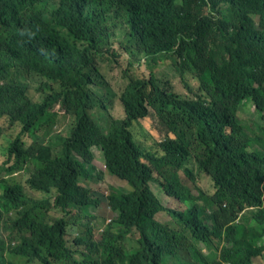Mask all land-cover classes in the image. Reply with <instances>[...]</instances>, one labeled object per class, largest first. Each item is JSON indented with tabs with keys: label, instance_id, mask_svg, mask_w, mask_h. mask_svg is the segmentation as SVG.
I'll return each instance as SVG.
<instances>
[{
	"label": "trees",
	"instance_id": "16d2710c",
	"mask_svg": "<svg viewBox=\"0 0 264 264\" xmlns=\"http://www.w3.org/2000/svg\"><path fill=\"white\" fill-rule=\"evenodd\" d=\"M206 5L210 13L204 15ZM117 22L127 24L125 37L147 55L173 53L180 75L196 78L201 95L191 99L154 78L131 79L120 97L125 119L103 115L97 124L90 111L106 106L94 87L106 84L94 58L110 50ZM24 76L44 78L58 89L33 103L20 82ZM246 102L264 124V0H0V118L20 122L24 133L44 129L29 148L17 139L9 149L17 165L36 163L29 187L53 197V207L62 211L96 204L77 183L92 178L90 148L97 146L107 171L132 189L112 190L106 200L117 218L99 242L90 239L89 229L76 241L94 256L81 254V260L65 246L66 223H47L49 201L27 197L19 185L6 189L0 216L14 212L9 221L19 244L6 247L0 239V264L264 261V137L249 139L237 118ZM57 103L75 124L59 156L52 157L43 139ZM148 107L158 119L169 108L179 112L166 121L177 139L158 143L162 155L144 151L128 131L131 122L148 115ZM252 141L262 150L252 148ZM190 157L210 177L211 195L180 186L176 172ZM153 171L183 210L159 204L148 186ZM160 211L172 224L152 220ZM132 229L139 233L138 248L126 250L122 241Z\"/></svg>",
	"mask_w": 264,
	"mask_h": 264
},
{
	"label": "rangeland",
	"instance_id": "374dc122",
	"mask_svg": "<svg viewBox=\"0 0 264 264\" xmlns=\"http://www.w3.org/2000/svg\"><path fill=\"white\" fill-rule=\"evenodd\" d=\"M127 46L126 41L123 40L122 35L116 38L113 44L114 56L110 54H104L97 58L96 62L100 69L101 74L104 76L108 87L112 93V96H106L110 104L107 112L115 119H123L124 113L121 103L119 101V95L126 85L129 77H135L139 79H148L150 74H153L156 78L161 81H168L171 85V89L178 95L193 97L197 93L198 82L190 77L185 78L183 82L179 74L174 70L172 66L171 55H166L161 59H156L152 62L150 59H144L142 54L137 57H132L128 51L124 48ZM132 49H134L132 47ZM43 81L38 79L28 81V93L30 98L38 102L43 97L46 90L37 91L36 89L40 86ZM185 83L187 87L185 86ZM57 117L55 119L54 130L58 135L65 137L67 132L73 123V118L70 115L63 114L58 107H55ZM94 115L97 117V112L94 111ZM179 115L177 110L169 108L167 112L158 119L157 116L142 119L138 124L131 126V132L133 136L140 141V143L147 149L156 150L157 144L163 141L167 136L171 139L176 140L177 138L173 134H168L170 129L166 125V121L172 120L175 116ZM237 118L245 125V133L251 140H255L258 137H264V131L260 130V126L264 129V124L259 120L257 113L255 112L251 103H244L238 113ZM20 125L13 124L9 125L6 119L0 120V179L4 176L3 161L6 158V147L9 142L12 141L20 133ZM22 141L28 146L32 139L30 135H23ZM52 143H56V140H52ZM252 148L262 150L263 146L255 141L251 142ZM94 160L93 164L97 171L102 173V179L100 181H81V186L89 189L90 191L99 195H107L112 188H123L127 189L125 182L118 180L115 177L108 175L105 171L101 153L98 149H92ZM189 170L190 173L187 172ZM32 171V166L24 168L16 176L14 180L24 184L25 179ZM177 179L180 186L186 188L190 193L196 195L200 192L211 195L214 191L213 184L208 175L199 169L197 162L193 157L188 158L182 164L177 172ZM161 185L165 183V179L160 180ZM26 192L35 197L41 198L42 194L29 190L26 186ZM151 189L154 194L158 197L161 204L164 207L174 210H183L184 206L175 202L171 197L165 196L156 184H151ZM1 193V188H0ZM90 217L85 216L78 210H73L69 215H64V218L68 221V229L66 233V243L69 247L72 246L73 239L77 237L81 231L84 230L82 224H89L92 228L93 238L99 239V235L102 230L109 224L110 220L114 218V214L111 213L105 201L100 200L95 210L88 211ZM51 220L58 219L63 216L59 210L52 209L49 212ZM154 219L161 224H172V219L167 213H159ZM74 223V226L71 224ZM4 237L7 236V231H1ZM138 239V234L133 231L127 236L124 243L126 250L134 247L136 250L138 245L135 241ZM204 248L203 246H200ZM254 264H264L263 260L254 259Z\"/></svg>",
	"mask_w": 264,
	"mask_h": 264
},
{
	"label": "clouds",
	"instance_id": "9594fccd",
	"mask_svg": "<svg viewBox=\"0 0 264 264\" xmlns=\"http://www.w3.org/2000/svg\"><path fill=\"white\" fill-rule=\"evenodd\" d=\"M205 1L207 2V0H205ZM202 13H203L204 15H207V14L210 13V8H209L208 5H206V6H204V7L202 8ZM212 14L215 15V16L217 15V14L214 13V12H213ZM224 17H225V19H228V14H225ZM251 18H252V21H253V23H254V26H257V24H258V20H259V17H258L257 15H253ZM116 27H117V28H116V36L114 37V39H113V41H112V44H111L110 50H109L108 52L104 51V52H102V53L96 55L95 58H94V63H95V65H96V67H97V69H98L100 75L102 76L104 83L106 84V88H105V89H104V88L94 87V89H98L99 93L101 94V96H102V98H103V100H104V104H105V106H106V109H105V110H99V109H97V108H94V109H92V110L90 111V114H91L92 119H93L97 124H102V123H103V119H102V116H103V115L106 116V117H111L112 119H114V120H118V121H123V120L125 119V112H124L123 104H122V102H121V100H120V97H121V94L123 93L125 87L127 86V84L129 83V81H130L131 79H138V80H145V81H148L150 78H154V79H156L158 82H160V83H162V84H167V85L169 86V88L171 89V85H170V83H169L168 81H161V80H159L158 78H156L153 74H150L148 79H139V78H135V77H129V79H128L126 85L124 86L122 92H121L120 95H119V101H120L121 106H122V108H123L124 118H123V119H115L113 116H111V115L107 112V110H108V106H109V104H110V101H109V99H108L106 96H112V93H111V91H110V89H109V87H108V84H107V82H106L104 76H103V75L101 74V72H100V69H99V67H98V64H97L96 60H97L98 57H100V56H102V55H104V54H110V55H112V56L115 55V54L113 53V49H112V48H113V44H114L116 38L119 37L120 35H122L123 40H125V41H126V44H127V46H126L124 49H125L126 51H128V53H129L132 57H137L139 54H142V56H143L144 59H150L152 62H155V60L158 59V58L161 59V58H163V57L166 56V55H171V58H172V66H173L174 70L179 74L181 80H182L183 82H185V78H186V77H190V78H192V79H194V80H196V81L198 82L197 93H195V95H194L193 97H191V99H196L198 95H201L202 92L200 91V83H199V81H198L196 78H194L193 76H191V75L188 74V73L185 74L184 76H181V75H180L179 71L177 70L176 59L174 58V54H173V53L169 52V53H160V54H156V55H147L146 52H145L144 50L137 48L133 43H131V42L128 41V38L125 37L126 33L128 32V26H127V24L122 23V22H117V23H116ZM132 47H133L134 49H132ZM34 79H38V80H40V81H43V82L40 84V86L36 89L37 91H43V90H46V91H47V93H45V94L43 95V97L40 99V101H38V102L33 101V100L30 98L29 93H28V88H29L28 81H29V80H34ZM20 82H22V83H24V84L26 85V87H27V96L29 97V99H30L33 103H41L42 100H43L46 96H48V95H50V94L52 93V92H51V89H52V90H57V89H58V86H57V85L48 82V81H47L46 79H44V78H39V77H36V76H34V77L24 76V77L20 80ZM185 86L187 87L186 83H185ZM55 107H58V108L60 109V111H61L63 114L70 115V116L73 118V123L71 124V126H70V128H69V130H68V132H67V135H66L65 137H62V136L58 135L57 133H55L54 126H55V119H56V117H57V112L55 111ZM239 108H240V106H239ZM94 111L97 112V117L94 115ZM50 114L53 115V116L51 117V119H50V129H51V132H50V134H49L47 137H45V138L43 139V141H44V145H48V146L50 147V149H51V155H52V157H54V156H59V153H60V151H61V149H62V146H63V140H64V139H67V138L69 137V135H70V131H71L72 127H73L74 124H75V117H74L72 114H68V113H66V112L62 109V107H61V105H60L59 103H57V104H55V105L53 106V108L50 110ZM150 115H153V117H155V114H154V112L152 111V109H150V108L148 107V115H147L146 117H144V118H140V119H138L137 121H133V122H131L130 125H129V127H128V131H129L130 134H131L132 140H133L134 142L138 143V144L142 147V149H143L144 151L151 152V153H156V154H158V155H162L163 153H162V151H161V149H160V147H159L158 144H157V149H156V150L147 149V148H145V147L140 143V141H138V140L133 136V134H132V132H131V126H132L133 124H138V122H139L140 120L145 119V118L149 117ZM1 119H6L7 122L9 123V125L19 124L21 129H20V133H19V134H18V135L12 140V141H10L9 144H8V146L6 147V151H5V152H6V158H5V160L3 161V166H5V169H4V173H5V174H4V176L0 179V188H1L0 196L3 194V192H4L6 189H8V188H10V187H13L14 185H19V186L22 188L23 193H24L27 197L32 198V199H34V200H40V201H45V200H47V201H49L50 206H49V208H47V210H46V220H47V223H48L49 225H52L54 222L59 221V220H62V221H64V222L66 223V230H65V234H64V236H63V239H64V242H65V246H66V248H68L69 250H71V251L74 252L73 256H74V258H75L76 260H81V259L83 258V256H82L81 254H83V255H85V256H87V257H89V258H94L93 255H90V254H89V251L86 249V247H85L84 244H83V245H76V241H77L78 239H80V238H84V237H85V233H86V231L89 229V230H90V239H91L93 242H95V243L99 242L100 239H101V235L103 234V232H104L105 230H107V229L110 227V225L112 224V222L117 218V213H115V212H113V211L111 210V208H110V206H109V204H108V202H107V200H106L107 197L110 195V193L112 192V190H115V189H121V190H124L125 192H129V191L132 190L131 187L127 184L126 181L121 180L120 178L116 177L115 175L110 174V173L107 171L106 166H105V163H104V158H103L102 150H101L99 147H97V146H93V147L90 148V152H91V154H92L91 165H92V167H93L92 178H91V179L79 178V181H78L77 185H78L79 187H81V188L87 190V191L90 193V200H91V201H94L96 204H94V205H89V206H87L86 208H69V209H66V210H64V211H62V210L59 209V208H55V207H53V197H51V196L45 194V193L42 192V191L34 190V189L30 188L29 185L27 184V180L31 177V175H32V174L34 173V171H35V168H36V166H37L36 163H35V162H25V163H20L19 165H17V164L15 163V159H14V157H13V156H9V149L11 148L12 144H13L17 139H18V140L20 141V143L22 144V148H23V149H27V148H29V147L33 144V142L35 141V137H42V136H43L44 129H41V130H38V131H32V132H28V133L25 132V133H24V132H22V125H21L20 122H10L9 119H8L7 117H2V118H0V120H1ZM23 135H30V137H31V139H32L31 143H30L28 146H26V145L24 144V142L22 141V138H21V137H22ZM53 139L56 140V143H54V144L52 143V140H53ZM94 148L98 149V150L100 151V153H101L102 160H103V165H104V168H105L106 173H107L108 175L112 176V177L117 178V179L120 180V181L125 182L126 185H127V187H128L127 189H123V188H112V189L110 190V192H109L107 195L104 196V195H99V194H97V193H94V192L90 191L89 189H87V188L81 186V184H80L81 181H94V180H95V181H100V180L102 179V173H101L100 171H97L96 168H95V166H94V164H93L94 155H93V151H92V149H94ZM77 158L80 160V158H79L78 156H77ZM140 162H141L142 164H145V165L149 166L150 168H152L151 164H150L149 161H147L146 159L141 158V159H140ZM30 166H32V171L30 172V174L28 175V177L25 179L24 184H21V183H19V182H17L16 180L13 179L14 176H16L20 171H22L24 168H27V167H30ZM152 178H153V180L150 181V182L148 183L149 189H150V191L152 192V194L156 197V199L158 200L159 204L165 209V208H167V207H164V206L161 204L160 200L158 199V197L154 194V192H153L152 189H151V184H156V185L159 187V189L161 190V192L166 196L165 192L162 190V187L159 185V182L155 181L156 179H157L158 181H160L161 179L158 177V175H157L156 172H154V171L152 172ZM24 186H26V187H27L29 190H31V191H34V192H37V193H41V194H42V197H41V198H35V197L29 195V194L26 192ZM53 192H55V191L53 190ZM100 200H103V201L106 202V204H107L108 208L110 209L111 213L114 214V218H113L112 220H110L109 224H108V225L102 230V232H101L100 235H99V239H98V240H95V239L93 238L92 228L89 226V224H88V223H87V224H82V226L84 227V230L81 231L80 234H79L77 237H75V238L73 239L72 246L69 247V246L67 245V243H66V238H65V237H66V233H67V229H68L69 224H68V221L64 218V215H65V216H66V215H69V214L71 213V211H73V210H78L79 212L83 213L85 216L91 218V216L89 215L88 211H89V210H95V208L97 207V205H98V203H99ZM52 209L59 210V211L63 214V216L60 217V218H58V219L51 220V218H50V216H49V212H50ZM159 213H163V212L160 211V212L156 213V214L152 217V220H153L154 222H156V223H159V222H157V221L154 219V217H155L157 214H159ZM14 218H15V214H14V212H11V213H9V214L6 215V216H4L3 214H1V216H0V239L5 243L6 247H8V246L14 247V246H16V245L19 244V240L17 239L16 232H15V231H14V232H11V223H10L9 220H13ZM71 224L74 226V223H71ZM1 231H7V236L4 237L3 234L1 233ZM111 231H112L113 233H116L115 230H111ZM133 231H135V232L138 234V237H139V233H138L135 229H132L128 234H126V235L124 236V240H123L122 242L126 241L127 236L130 235ZM122 242H121V243H122ZM12 262L14 263V260H12ZM15 262H16V261H15ZM25 264H33V263H25Z\"/></svg>",
	"mask_w": 264,
	"mask_h": 264
}]
</instances>
